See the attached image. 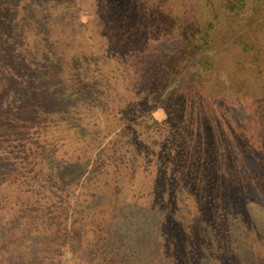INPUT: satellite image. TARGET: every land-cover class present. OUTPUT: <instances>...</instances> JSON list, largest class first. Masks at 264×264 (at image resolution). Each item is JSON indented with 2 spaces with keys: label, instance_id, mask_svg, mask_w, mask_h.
Listing matches in <instances>:
<instances>
[{
  "label": "rangeland",
  "instance_id": "1",
  "mask_svg": "<svg viewBox=\"0 0 264 264\" xmlns=\"http://www.w3.org/2000/svg\"><path fill=\"white\" fill-rule=\"evenodd\" d=\"M15 1L0 0V264H264V104L246 84L264 27L249 47L221 29L176 80L182 41L132 18L151 10ZM181 159L196 178L176 177Z\"/></svg>",
  "mask_w": 264,
  "mask_h": 264
},
{
  "label": "trees",
  "instance_id": "2",
  "mask_svg": "<svg viewBox=\"0 0 264 264\" xmlns=\"http://www.w3.org/2000/svg\"><path fill=\"white\" fill-rule=\"evenodd\" d=\"M55 1L59 2L58 0ZM116 1L119 6L121 4V6L123 7L122 20L127 21L126 19H128L127 13L125 12L126 10H130L132 8L139 9L137 12L136 10L134 11L136 13H139L140 15H143L145 13V10H151L146 16L135 15L136 17L133 16L132 18L133 20H135L136 23L140 21L144 22L150 20L152 23L157 25L159 32H164L165 34L173 36L175 40L178 39L182 41L184 48L182 47V45H180L181 51L178 54L173 53V55L168 57L170 67L169 74L173 75V78H176V80L178 76L183 73V70L186 68L187 63L190 60L189 54L191 53V51L189 49L196 48L197 51H203L208 48H211L214 43V40L219 37H222L221 29L222 32H224L225 30L233 31V34L239 35L240 37L238 39L240 41L242 40L243 44L249 47L248 39H250V34H252V32L255 31V29L257 28L256 26L262 25V27H264V0H195L199 4L201 3V1H204V4L207 7V13L202 18H200L199 15H196L197 10L185 7L179 11H174L177 10V8L173 7L171 3H164L160 5L159 0H156L158 2L156 5L153 4L152 0ZM37 2L38 1H36V3ZM11 4L17 5L19 4V2L16 0L14 3ZM50 11L52 12L51 7L47 9V12ZM132 13L133 12H130L131 15ZM133 20H131V22ZM242 34H246L249 36L244 37ZM8 40L10 42H8ZM8 40L7 43L11 46V48L16 47L15 44L11 42V39L9 37ZM12 57L13 53L10 55V58ZM1 59L3 58H0V65L3 66ZM11 60L5 59V62L10 63L12 62ZM250 65L252 66L253 70H260V72L258 73L259 75H257V79H255L254 81L251 80L250 82L247 81V88L252 90L256 86H258L259 91H262V99L264 104V66L262 67L261 63L253 64L252 60L250 61ZM4 68L7 67L4 66ZM213 69L214 68L211 69L210 65L209 68H205L204 70L206 71L207 75H210ZM167 72L168 71L166 70L165 73ZM159 79L161 81L156 83V89L154 94H156V92L158 93L161 85L165 82L162 75L159 76ZM0 80L5 82V80H7V77L3 73H0ZM7 109L8 108H6L5 110ZM255 114H261L262 116H264V108H255ZM251 116L255 118L253 115ZM262 134L264 136V132ZM178 136L179 141L177 142V144H175L176 150L179 151V154L182 155V158H185L187 157V153L181 146L183 139L182 137H180L181 134H178ZM256 137L257 139H261L258 138L260 137L259 135ZM157 141L159 143L160 138L157 139ZM261 144L263 145L262 142L260 143V146ZM257 147L258 146L255 143L253 148L256 149ZM201 158V156L195 155L192 164L197 165ZM181 165L182 159L180 161V171L176 172V177L178 179L183 178L185 173H187V175H192L194 178H196L197 172L194 168L190 169L189 171H184L183 166L181 167ZM174 192H177V194L180 193L178 189H175ZM194 194H197V196L201 199L203 196H205V199H209L211 198L210 194L214 195L213 192L207 187H200L197 191L194 192ZM175 200L176 202L174 206L178 209L180 208L181 212L185 210L183 207H181L183 204H180V202L177 201L178 199ZM218 202L219 201H217V203ZM162 207H164V210H170V207L167 204L162 205Z\"/></svg>",
  "mask_w": 264,
  "mask_h": 264
}]
</instances>
